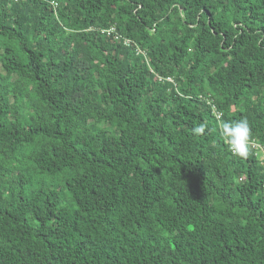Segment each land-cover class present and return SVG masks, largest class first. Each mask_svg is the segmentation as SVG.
Masks as SVG:
<instances>
[{"label":"trees","instance_id":"16d2710c","mask_svg":"<svg viewBox=\"0 0 264 264\" xmlns=\"http://www.w3.org/2000/svg\"><path fill=\"white\" fill-rule=\"evenodd\" d=\"M242 118L264 144V0H0V264H264Z\"/></svg>","mask_w":264,"mask_h":264},{"label":"clouds","instance_id":"9594fccd","mask_svg":"<svg viewBox=\"0 0 264 264\" xmlns=\"http://www.w3.org/2000/svg\"><path fill=\"white\" fill-rule=\"evenodd\" d=\"M207 124L201 122L191 130L195 136L206 134ZM217 130L220 138L234 157L247 159L253 144L252 131L247 119L238 121L219 120Z\"/></svg>","mask_w":264,"mask_h":264},{"label":"built area","instance_id":"2783aa9c","mask_svg":"<svg viewBox=\"0 0 264 264\" xmlns=\"http://www.w3.org/2000/svg\"><path fill=\"white\" fill-rule=\"evenodd\" d=\"M51 7H52V9L56 8V2L55 1H51ZM102 31H103V29H102ZM105 32L108 33V34L112 33V34H114L115 37H119V35L116 33L115 28L113 26L108 28V29H105ZM125 43H128V40H125ZM212 109H213L214 115L216 116V119H219V117H220L219 112L217 110H215L214 106H212ZM251 148H253L256 151H258L259 155H261L260 163L264 167V144L253 140V144H252Z\"/></svg>","mask_w":264,"mask_h":264}]
</instances>
